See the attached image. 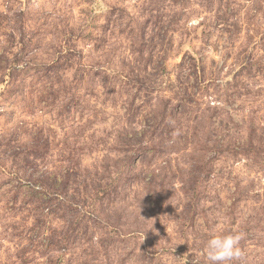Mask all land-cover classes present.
<instances>
[{
  "label": "rangeland",
  "instance_id": "rangeland-1",
  "mask_svg": "<svg viewBox=\"0 0 264 264\" xmlns=\"http://www.w3.org/2000/svg\"><path fill=\"white\" fill-rule=\"evenodd\" d=\"M0 264H264V0H0Z\"/></svg>",
  "mask_w": 264,
  "mask_h": 264
}]
</instances>
